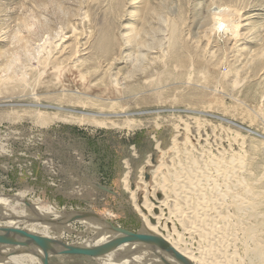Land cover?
Listing matches in <instances>:
<instances>
[{
  "label": "rangeland",
  "instance_id": "1",
  "mask_svg": "<svg viewBox=\"0 0 264 264\" xmlns=\"http://www.w3.org/2000/svg\"><path fill=\"white\" fill-rule=\"evenodd\" d=\"M56 112L140 124L51 119ZM263 112L264 0H0V196L12 199L0 205L2 225L37 204L139 232L130 195L138 202L150 192L151 170L175 155L170 142L183 131L174 128L186 123H202L222 149L249 161L263 193ZM80 217L63 243L90 236ZM233 227L232 259L264 264L245 254L255 243ZM46 260L98 264L54 252Z\"/></svg>",
  "mask_w": 264,
  "mask_h": 264
},
{
  "label": "bare ground",
  "instance_id": "2",
  "mask_svg": "<svg viewBox=\"0 0 264 264\" xmlns=\"http://www.w3.org/2000/svg\"><path fill=\"white\" fill-rule=\"evenodd\" d=\"M217 11L221 13V11H228V8L222 7ZM215 17L219 18L218 15ZM215 23L222 24L220 20ZM1 80L2 83L6 81L5 78ZM63 90L66 89L63 88ZM59 108L63 107L59 106ZM99 113L105 115L102 112ZM114 114L117 115V113ZM49 117L102 126L132 127L140 124L135 119L129 118L123 122L119 120L120 123L118 120L109 119V115L99 119L95 115L65 116L56 112ZM200 125L198 123L197 128H192L187 123L176 125L175 132L180 134L183 131L184 134L180 135V139H173V137L170 142V148L175 155L165 156L166 159L151 170V182H149L150 185L148 184L150 192L143 191L138 202L133 192L130 195L133 208L142 221V229L138 233L152 236L153 242L145 243L135 239L120 242L96 254L94 257L98 264H241L244 258L240 257L236 262L232 256L237 255L232 253L231 256L227 251L229 246H226V243L232 235L231 225L235 228L239 225L244 239L255 243L254 247H244L245 254H253L254 259L264 263V192L260 193V190L257 192L256 182L254 183V178L251 177L253 175L247 166L249 161L247 162L242 155L238 156L222 149L219 145L221 142L219 144L217 142L221 139L217 135L208 134L205 130L208 127L204 129ZM179 146L182 149H179ZM139 170L138 178L141 179L143 172ZM260 176L262 177V173ZM227 197L230 198L229 202L225 201ZM11 200L0 196V205L5 206ZM13 200L18 202L17 199ZM227 207L231 208L233 214H225V210L228 211ZM11 213L16 216L17 210ZM86 213L80 215L73 211L43 209L33 204L24 212V218L15 219L11 215L6 216L5 224H0L7 227V229H0L2 236L0 264H43L49 255L63 248L62 244L65 243L61 241V237L65 232L69 234L72 231L69 220L77 215L82 216L76 219L86 226L90 236L85 237L80 243H66L67 245L95 247L121 239L122 234L110 230L108 223L94 216L92 212ZM167 223H170V228ZM8 229H18L42 237L46 240L47 246L41 249L28 244L22 236L8 233ZM16 251L26 253H14Z\"/></svg>",
  "mask_w": 264,
  "mask_h": 264
},
{
  "label": "water",
  "instance_id": "3",
  "mask_svg": "<svg viewBox=\"0 0 264 264\" xmlns=\"http://www.w3.org/2000/svg\"><path fill=\"white\" fill-rule=\"evenodd\" d=\"M106 223H108L110 230H112L116 233L122 234L121 239L119 241H116V242H113L110 244H106L103 246H95V247H77V246L62 244L63 248L57 253L95 256L96 254L103 252L104 250H106L108 248L114 247L118 243L127 241L129 239H135V240H139V241H142L145 243H152L154 240L152 238V236H150V235L141 234L138 232H132V231H129V230L122 228L120 226L113 225L110 222H106ZM7 232L10 234L20 235L28 242V244L35 245L41 249H44L47 246L46 240H44L42 237H39L37 235H33V234H30V233H27V232H24V231H21L18 229H8ZM1 239H2V236L0 235V240ZM43 264H47L46 259L44 260Z\"/></svg>",
  "mask_w": 264,
  "mask_h": 264
}]
</instances>
